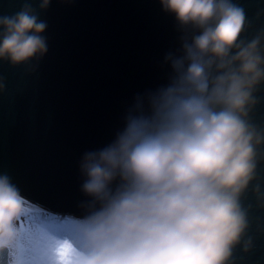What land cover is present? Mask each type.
Returning <instances> with one entry per match:
<instances>
[{
    "label": "clouds",
    "instance_id": "1",
    "mask_svg": "<svg viewBox=\"0 0 264 264\" xmlns=\"http://www.w3.org/2000/svg\"><path fill=\"white\" fill-rule=\"evenodd\" d=\"M160 3L190 35L183 55L168 57L174 76L149 97V113L137 105L111 145L84 155L90 211L73 221L71 239L54 238L72 245L71 264H233L237 247H253L242 199L253 185L264 207L254 184L264 126L252 120L264 84V30L244 38L246 13L234 0ZM45 29L27 2L0 15V61L18 66L42 57ZM40 211L0 175V255L11 256L21 221Z\"/></svg>",
    "mask_w": 264,
    "mask_h": 264
},
{
    "label": "water",
    "instance_id": "2",
    "mask_svg": "<svg viewBox=\"0 0 264 264\" xmlns=\"http://www.w3.org/2000/svg\"><path fill=\"white\" fill-rule=\"evenodd\" d=\"M27 2L46 24L47 52L26 65L0 61V175L46 218L83 219L93 198L82 191L86 153L111 145L137 105L169 86L171 57L183 55L186 33L160 0H0V15ZM246 13L244 38L264 30V0H234ZM252 113L264 126V84ZM264 192V162L257 169ZM119 181L111 187L115 189ZM253 185L242 199L249 209L252 249L237 247L233 264H264V207ZM99 207V205H96ZM8 252L0 264H8Z\"/></svg>",
    "mask_w": 264,
    "mask_h": 264
},
{
    "label": "snow or ice",
    "instance_id": "3",
    "mask_svg": "<svg viewBox=\"0 0 264 264\" xmlns=\"http://www.w3.org/2000/svg\"><path fill=\"white\" fill-rule=\"evenodd\" d=\"M25 220L35 225V217L32 213L26 214ZM48 227L55 229L57 226L52 224ZM21 229L22 238L11 250L8 264H65V262L71 264L67 259L73 251L69 241L55 244V233L49 234L41 225H35V231L31 229L25 231L21 223Z\"/></svg>",
    "mask_w": 264,
    "mask_h": 264
},
{
    "label": "rangeland",
    "instance_id": "4",
    "mask_svg": "<svg viewBox=\"0 0 264 264\" xmlns=\"http://www.w3.org/2000/svg\"><path fill=\"white\" fill-rule=\"evenodd\" d=\"M35 217V225H41L42 227L45 228V230H51L54 232H60L61 234H64L66 236V238L71 239L73 236V219L70 220V218L66 219L63 222L59 221H53L51 220V218H46L43 215H37V214H33ZM21 223H23L24 225V229L25 231H28L29 229L35 231V225L34 224H30L28 221H26L25 219H23L21 221ZM55 224L57 227L55 229H52L50 227H48L49 225ZM37 240H39V237H37Z\"/></svg>",
    "mask_w": 264,
    "mask_h": 264
},
{
    "label": "bare ground",
    "instance_id": "5",
    "mask_svg": "<svg viewBox=\"0 0 264 264\" xmlns=\"http://www.w3.org/2000/svg\"><path fill=\"white\" fill-rule=\"evenodd\" d=\"M29 206V205H28ZM32 206H29V208H31ZM37 215H47L46 211H40L39 213H37ZM49 232V234H52L54 231L51 230H46ZM55 235L60 236L62 238H66V236L64 234H61L60 232H54ZM7 259H9V255H7Z\"/></svg>",
    "mask_w": 264,
    "mask_h": 264
},
{
    "label": "trees",
    "instance_id": "6",
    "mask_svg": "<svg viewBox=\"0 0 264 264\" xmlns=\"http://www.w3.org/2000/svg\"><path fill=\"white\" fill-rule=\"evenodd\" d=\"M11 257H9V259H10Z\"/></svg>",
    "mask_w": 264,
    "mask_h": 264
}]
</instances>
